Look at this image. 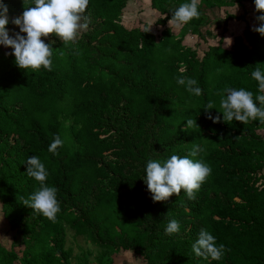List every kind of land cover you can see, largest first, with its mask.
<instances>
[{"label":"trees","instance_id":"1","mask_svg":"<svg viewBox=\"0 0 264 264\" xmlns=\"http://www.w3.org/2000/svg\"><path fill=\"white\" fill-rule=\"evenodd\" d=\"M2 2L9 18L34 7L33 0L25 6L24 0ZM127 2L89 0L88 27L74 43L45 38L53 47L52 71L20 69L13 50L0 45V205L15 232L9 249L0 245V264H114L112 256L120 252L140 255L141 264H264V138L258 133L264 124L227 123L219 112L226 87L251 91L259 106L251 73L257 67L264 72V36L253 29L264 13L254 0H199L200 18L173 34L167 22L190 0H150L163 16L155 22L164 26L157 37L145 32L146 25L121 24ZM245 3L254 7L255 27L247 25L223 48V36L208 30L221 24H212L206 11ZM186 32L204 42L217 37L219 44L200 59L182 44ZM180 76L196 79L202 95L178 85ZM209 101L216 109H205ZM209 114L220 121L213 123ZM189 119L198 127H187ZM57 135L63 145L49 152ZM194 145L203 151L189 158L211 168L196 198L182 190L154 202L144 181L147 162L188 156ZM33 155L48 172L45 183L58 190L55 222L23 205L39 186L27 175ZM172 219L181 227L168 235ZM201 229L225 245L219 261L192 251ZM69 232L95 253L73 255L66 246Z\"/></svg>","mask_w":264,"mask_h":264},{"label":"clouds","instance_id":"2","mask_svg":"<svg viewBox=\"0 0 264 264\" xmlns=\"http://www.w3.org/2000/svg\"><path fill=\"white\" fill-rule=\"evenodd\" d=\"M33 2L34 7L25 6L26 0H24L25 10L20 17L12 21L20 31L14 36H10L6 28L9 23L8 8L0 0V45L13 50L11 55H14L15 63L20 69L38 70L43 67L47 71H52L53 47L51 43H45L42 37L47 38L55 35L65 45L74 43L81 30H86L88 27L87 17L84 13L89 0H33ZM254 4L258 12L264 13V0H254ZM194 18H200L198 0L180 4L173 12L169 24L175 23L179 27ZM257 20L262 23L253 31L264 36V14L259 15ZM150 28H146L145 32L150 31ZM21 33L26 35H21ZM180 71L183 72L184 69ZM251 76L258 82L260 94L255 96V101L259 102V106L254 102L251 91L244 88L226 87L223 90L226 97L221 94L219 106V112L223 113L225 122L230 123L235 119L245 125L250 120H258L264 124V72L257 67L252 71ZM176 82L178 85L184 86L188 93L196 96L202 95V89L196 86L198 83L196 79L180 76L176 78ZM213 108H215L214 103L209 101L205 109ZM207 118L211 119L213 123L220 121L219 115L212 117L209 114ZM186 125L189 128L197 126L196 120L189 119ZM62 145L63 141L57 135L48 151L55 153L56 149ZM201 151L203 149L199 145H194L188 156L172 155L162 162L158 160L147 162L144 181L154 202L167 201L173 194L179 196L182 190L189 200L196 198L195 194L211 174V168L202 160L189 158L196 157ZM27 165V175L34 178L39 186L27 199L22 198L23 205L55 222L56 215L61 210L57 200L58 190L45 183L48 172L44 163L37 156H30ZM180 227L179 221L172 219L167 224L166 234L179 233ZM192 251L197 257H203L205 260L211 258L214 261H219L225 253V245L217 246L216 238L209 231L201 229L197 241L192 245Z\"/></svg>","mask_w":264,"mask_h":264},{"label":"rangeland","instance_id":"3","mask_svg":"<svg viewBox=\"0 0 264 264\" xmlns=\"http://www.w3.org/2000/svg\"><path fill=\"white\" fill-rule=\"evenodd\" d=\"M155 12L156 11H153L150 8V0H128L127 5L122 12L121 24H123L127 28H134V27L143 28L144 25H146L148 28L151 27L150 31L154 34V36L159 37L160 33L164 30V26L161 25L159 26L155 24V22L158 18H163V16ZM244 12H245L244 19L241 20L239 17L243 15ZM206 14L211 18L212 24L214 23V25H216L217 22L221 24L219 28L210 26L208 27V30L212 32L214 36H218V37L223 36L221 46L226 49L230 48L233 38L237 35H241L247 25L250 28L255 27L254 18H253L254 7L249 3L248 4L245 3L243 8L240 7L214 8L210 11H206ZM230 16H236L237 19L230 18ZM226 18L228 19L226 20L225 22L226 24H225L223 22ZM15 19L16 17L14 18L8 17L9 23L12 24V27L14 29L16 28L19 29V27L12 22ZM166 27L171 29L173 34H178L181 32V30L184 29L182 25L177 27L175 23L169 24V22H167ZM205 29H207V27L203 28L202 30L204 31ZM83 31L85 30H81V32ZM9 32L12 33V31ZM214 38L217 37L206 38V41L204 42V40L199 38L198 35L186 32L182 44L186 47H190L193 50H195L198 57L201 59V57L203 56V52L207 49L208 46L219 44L218 39L214 40ZM42 39L44 40L45 38L42 37ZM258 133L261 134L264 138V131H259ZM14 235L15 232L9 229L7 222L2 218L1 205H0V244L2 246H8V248H10V244L13 243ZM66 246L72 248L73 255L79 254L80 249H90L93 251V253H95L96 251L94 247L88 242H86L83 238L73 237L71 232H69L66 236ZM22 249H23L22 247H16L15 251L19 253ZM112 258L114 264H141L142 262V257L140 255H136L130 252L128 253L120 252L117 255H113ZM15 264L18 263L15 262Z\"/></svg>","mask_w":264,"mask_h":264},{"label":"crops","instance_id":"4","mask_svg":"<svg viewBox=\"0 0 264 264\" xmlns=\"http://www.w3.org/2000/svg\"><path fill=\"white\" fill-rule=\"evenodd\" d=\"M198 1H199V0H198ZM246 4H248V3H246ZM153 11H155V10H153ZM155 13H158V12H155ZM13 18H14V17H13ZM7 25H8V26H7ZM7 25H6V28L9 27V28H7L8 31H12V33L9 32V35H10V36H13V35L16 33L17 28L14 29V28L12 27V24H10V23L7 24ZM263 171H264V169H263ZM263 173H264V172H263ZM0 245H1V244H0ZM4 247H5L6 249H9L8 246H4ZM10 247H11V244H10Z\"/></svg>","mask_w":264,"mask_h":264}]
</instances>
